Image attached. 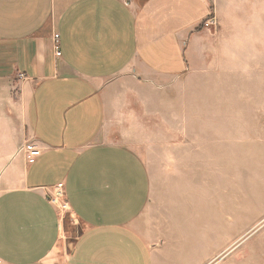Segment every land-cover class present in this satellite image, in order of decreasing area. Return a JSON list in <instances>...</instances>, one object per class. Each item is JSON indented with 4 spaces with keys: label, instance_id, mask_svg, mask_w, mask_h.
I'll use <instances>...</instances> for the list:
<instances>
[{
    "label": "crops",
    "instance_id": "0c3cea01",
    "mask_svg": "<svg viewBox=\"0 0 264 264\" xmlns=\"http://www.w3.org/2000/svg\"><path fill=\"white\" fill-rule=\"evenodd\" d=\"M192 58H264V0H0V264H187L172 250L192 215L208 264L202 220L211 201L236 214L224 177L264 136L247 130L264 127V87H217L186 106L184 134L147 135ZM150 140L157 169L139 151Z\"/></svg>",
    "mask_w": 264,
    "mask_h": 264
},
{
    "label": "rangeland",
    "instance_id": "374dc122",
    "mask_svg": "<svg viewBox=\"0 0 264 264\" xmlns=\"http://www.w3.org/2000/svg\"><path fill=\"white\" fill-rule=\"evenodd\" d=\"M260 74H264V58H192L190 72L172 86L165 85L170 90L164 88L165 91L163 89L161 94L160 127L148 128L146 134L159 135L160 138L162 136V140L170 133L184 134L186 128L179 120L184 119L186 106L199 108L200 103L207 97L209 101L221 97L216 94L217 87H264V78H255ZM250 76L253 78H248ZM170 119L171 122L178 120L179 125L176 128L169 127ZM261 129L264 131V127L247 128L252 133H258ZM255 136L256 142L240 143L242 153L238 160L239 168L235 174L224 177L225 196L222 205L225 211L235 209L236 214L230 217L221 212L213 215L211 211L214 207L210 200L209 212L202 220L205 247L203 255L208 257V264H264V136ZM153 145L154 142L150 140L143 144L139 151L146 155L150 168L157 169L158 164L152 152ZM168 146V142H162V151ZM157 178L164 182L168 176L161 171ZM69 219L75 224L70 214ZM195 220V216H188L186 221H179L176 225V235L187 236L185 243L183 238L175 240L176 247L172 250V256L176 262L185 257L187 264H196L199 231ZM215 240L224 245L219 254L211 252V244ZM65 244L63 241V252Z\"/></svg>",
    "mask_w": 264,
    "mask_h": 264
},
{
    "label": "built area",
    "instance_id": "2783aa9c",
    "mask_svg": "<svg viewBox=\"0 0 264 264\" xmlns=\"http://www.w3.org/2000/svg\"><path fill=\"white\" fill-rule=\"evenodd\" d=\"M54 50L57 56L61 55L58 33L54 34ZM20 77L25 78V75L20 74ZM28 148H30L28 150V153L32 157L38 156L41 153L40 149H37V148L33 149L30 145L28 146ZM48 196H49V201L55 206H57V208L60 210L61 216H63L67 211L70 210V207L68 206V203L66 201L63 183L55 185L52 188V190L49 191Z\"/></svg>",
    "mask_w": 264,
    "mask_h": 264
},
{
    "label": "bare ground",
    "instance_id": "6f19581e",
    "mask_svg": "<svg viewBox=\"0 0 264 264\" xmlns=\"http://www.w3.org/2000/svg\"><path fill=\"white\" fill-rule=\"evenodd\" d=\"M158 51V50H157ZM163 66V65H162Z\"/></svg>",
    "mask_w": 264,
    "mask_h": 264
}]
</instances>
